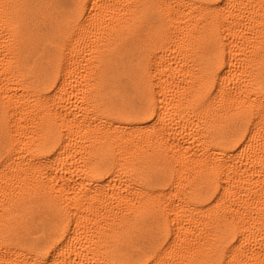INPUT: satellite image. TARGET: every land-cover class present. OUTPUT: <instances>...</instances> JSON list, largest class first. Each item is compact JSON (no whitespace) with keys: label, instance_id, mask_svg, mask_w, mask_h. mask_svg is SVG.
I'll return each mask as SVG.
<instances>
[{"label":"bare ground","instance_id":"6f19581e","mask_svg":"<svg viewBox=\"0 0 264 264\" xmlns=\"http://www.w3.org/2000/svg\"><path fill=\"white\" fill-rule=\"evenodd\" d=\"M60 2L3 0L5 5L13 7L0 9V153L6 157L14 149L16 167L27 168L28 164L21 165L19 161L36 159L35 154L44 142L53 135L59 136L62 127L67 128L65 117L60 115L66 109L83 112L85 117L95 111L108 118L120 114L125 97L129 103L151 104L155 89L147 69L158 49L169 48L163 58L167 61V75L161 70L164 79L156 81L159 91L155 102H163L160 111L170 135L165 133L162 138L150 129L130 128L132 122L121 119L113 122L110 130L103 128L98 137L88 140L90 147L80 150L82 159L74 171L78 173V187L107 192L108 199H112V193L123 192L115 181L102 183V173H110L114 165L118 175L143 179L147 190L137 195L139 203L115 199L117 207L109 213L119 214L113 240L131 239L138 229L150 224L153 215H162L171 208L174 218L187 216L185 228L178 229L180 243L200 250L202 260H213L216 235L224 228H252L251 214L259 216L264 209V178L259 175L258 157L250 163L248 157L242 159L240 154L229 156L231 163L221 181L226 185L222 196L228 207L217 209L216 205L195 203L199 193L220 176L224 152L215 149L230 118L221 114L218 106L200 108L203 103L200 80L203 70L217 60L226 43L229 61H235L234 66L230 63L231 87L242 85L259 90L264 80V56L260 53L264 46L261 0H234L238 7L226 11L224 17L216 12L198 13L195 7L187 12L141 7L129 13L110 39L101 42L92 33H86L82 39L73 41L67 58L65 47L73 35L75 21L65 18L62 9L48 7ZM140 2L148 5L159 0ZM151 16L156 21L150 29L149 43L110 59ZM6 17H10L7 23ZM221 24L225 25L223 30ZM125 59L127 67L133 62L136 67L143 65L140 76L125 70ZM61 71L64 75L61 90L49 96L44 86L50 76L58 79ZM178 147L184 155L177 151ZM197 149L200 153L193 162L190 154ZM3 158L0 157V163ZM253 168L257 171L253 172ZM16 175L12 172V176ZM45 175H33L30 182L40 187L30 198L20 197L18 204L10 205L11 215L0 206V242L6 236L10 240H16L18 234L26 237L30 227H43L45 222L55 227L60 193L43 187ZM56 175L53 172V176L47 177L49 185L56 183L53 179ZM154 178H165L168 183L147 187ZM181 204H195V207L186 212L178 207ZM241 210H246L249 216L245 217ZM128 212L131 219L127 218ZM34 215H42L38 225L32 223Z\"/></svg>","mask_w":264,"mask_h":264},{"label":"snow or ice","instance_id":"6c2138e0","mask_svg":"<svg viewBox=\"0 0 264 264\" xmlns=\"http://www.w3.org/2000/svg\"><path fill=\"white\" fill-rule=\"evenodd\" d=\"M145 6L162 11L174 9L177 12H187L195 7L198 13L216 12L219 17H224L226 11L238 7L234 0H208L205 3L194 0H180L179 3L173 0H159L158 3L148 5L141 4L140 0H61L60 3L48 5L49 8L62 9L65 18L75 21L73 35L65 47V58L73 41L82 39L86 33H92L97 41L110 39L126 22L131 11ZM11 7L13 5H5L3 0H0V9ZM260 7L264 8V0H261ZM9 20L10 17H6V23ZM155 21V16L147 17L141 29L122 47L117 48L110 59L124 56L126 51H135L149 43L150 29L155 25ZM224 27L225 25H220L221 30ZM168 50L169 48L158 49L147 69L155 89L152 92L151 104L145 105L135 101L129 103L125 97L120 114L108 118L97 115L95 111L85 117L83 112L66 109L60 115L65 117L67 128L62 127L59 136L49 137L35 154L36 159L19 161L21 165L28 164L27 168L16 167L14 149L6 157L0 153V157H4L0 163V206H3L9 215L12 214L10 205L18 204L20 197L30 198L33 191L40 187L30 182L34 174L46 173L43 187H50L53 192L60 193V211L54 221L55 227L52 228L50 222H45L43 227H30L26 237L21 238L18 234L16 240H10L6 236L0 242V264H264V209L259 216L251 214L254 221L252 228L222 229L221 233L216 235L215 258L204 261L200 258V250L180 243L181 235L178 229L185 228L187 216L174 218L171 208L162 215H153L150 224L138 229L131 239H112L117 235L116 220L119 219L118 213L115 216L109 214L117 207L115 199L139 203L137 195L147 190L143 179L118 175L117 166L114 165L110 173H102V183L115 181L123 190L122 193H112V199L107 198V192L101 193L99 189L93 192L87 187L77 185L78 173L74 168L82 159L80 150L89 148L88 140L98 137L103 128L110 130L113 122L128 120L132 122L128 125L130 128L150 129L159 133L162 138L165 133L170 135L165 123L166 118L162 117L160 111L163 102H155L158 99L156 92L159 91L156 81L164 79V75H160L161 70H165L167 75V61L163 58ZM260 53L264 56V46L261 47ZM228 57L229 49L225 43L221 55L203 70L204 75L200 80L203 96L200 108L218 106L221 114L230 117L222 128L221 140L215 149L224 152L220 176L199 193V199L195 202L206 204L207 207L216 205L217 209L228 207L226 199L222 196L226 185L221 181L227 165L231 163L229 156L240 154L242 159L248 157L250 163L258 157L259 175L264 178V80L261 81L259 90L242 85L231 87L230 63L234 66L235 61L230 62ZM168 59L171 60L170 57ZM124 62L126 71L135 76L141 75L143 65L136 67L133 62L131 67H127V59ZM63 79V71L59 73L58 79L55 75L49 77L44 86L49 96L58 94ZM245 93L248 95L245 96ZM116 106L119 108V101ZM77 108H80V105H77ZM74 116L77 118L73 121ZM177 151L184 155L181 148L178 147ZM199 153L200 150L197 149L190 154L193 162ZM252 171L256 172L257 169L253 168ZM12 172L17 175L12 176ZM53 172L57 173L53 177L56 183L49 185L47 177L53 176ZM69 172L72 175H59ZM83 183L81 180L80 184ZM166 183L168 181L165 178H154L153 183L147 187L156 184L163 186ZM178 207L187 212L194 208L195 204H181ZM241 211L245 217L249 216L246 210ZM126 215L131 219V212ZM193 219L198 218L193 216ZM41 220L42 215H34L32 223L38 225Z\"/></svg>","mask_w":264,"mask_h":264}]
</instances>
